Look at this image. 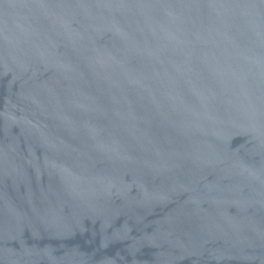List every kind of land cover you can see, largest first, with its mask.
Wrapping results in <instances>:
<instances>
[{
	"label": "water",
	"instance_id": "obj_1",
	"mask_svg": "<svg viewBox=\"0 0 264 264\" xmlns=\"http://www.w3.org/2000/svg\"><path fill=\"white\" fill-rule=\"evenodd\" d=\"M0 264H264V0H0Z\"/></svg>",
	"mask_w": 264,
	"mask_h": 264
}]
</instances>
